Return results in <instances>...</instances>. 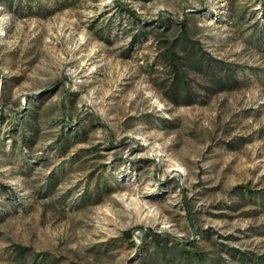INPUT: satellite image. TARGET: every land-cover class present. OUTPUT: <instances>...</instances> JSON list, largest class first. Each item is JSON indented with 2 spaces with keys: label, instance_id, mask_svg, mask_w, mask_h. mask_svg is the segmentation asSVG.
I'll list each match as a JSON object with an SVG mask.
<instances>
[{
  "label": "rangeland",
  "instance_id": "1",
  "mask_svg": "<svg viewBox=\"0 0 264 264\" xmlns=\"http://www.w3.org/2000/svg\"><path fill=\"white\" fill-rule=\"evenodd\" d=\"M0 264H264V0H0Z\"/></svg>",
  "mask_w": 264,
  "mask_h": 264
},
{
  "label": "trees",
  "instance_id": "2",
  "mask_svg": "<svg viewBox=\"0 0 264 264\" xmlns=\"http://www.w3.org/2000/svg\"><path fill=\"white\" fill-rule=\"evenodd\" d=\"M122 6H123L122 3H120L117 7L118 8H122Z\"/></svg>",
  "mask_w": 264,
  "mask_h": 264
}]
</instances>
